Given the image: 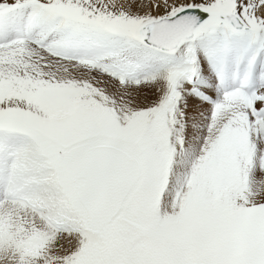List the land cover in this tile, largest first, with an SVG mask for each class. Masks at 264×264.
<instances>
[{
  "label": "snow or ice",
  "instance_id": "snow-or-ice-1",
  "mask_svg": "<svg viewBox=\"0 0 264 264\" xmlns=\"http://www.w3.org/2000/svg\"><path fill=\"white\" fill-rule=\"evenodd\" d=\"M0 264H264V0H0Z\"/></svg>",
  "mask_w": 264,
  "mask_h": 264
}]
</instances>
